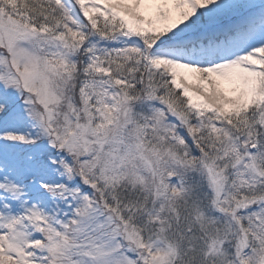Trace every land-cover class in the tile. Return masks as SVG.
<instances>
[{"label":"snow or ice","instance_id":"obj_1","mask_svg":"<svg viewBox=\"0 0 264 264\" xmlns=\"http://www.w3.org/2000/svg\"><path fill=\"white\" fill-rule=\"evenodd\" d=\"M0 264H264V0H0Z\"/></svg>","mask_w":264,"mask_h":264}]
</instances>
